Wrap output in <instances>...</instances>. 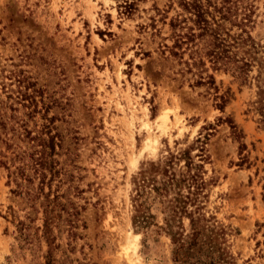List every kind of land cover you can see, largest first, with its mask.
Listing matches in <instances>:
<instances>
[{
    "label": "rangeland",
    "instance_id": "rangeland-1",
    "mask_svg": "<svg viewBox=\"0 0 264 264\" xmlns=\"http://www.w3.org/2000/svg\"><path fill=\"white\" fill-rule=\"evenodd\" d=\"M240 1L251 10V37L263 43L264 0ZM119 3L0 0V110L9 114L2 107L12 103L7 96L33 84L43 97L37 109L47 107L63 138L54 158L64 165L68 155L79 167L73 171L79 192L69 196L83 208L84 229L71 241L65 232L57 235L53 264H173L164 206L177 192L187 196L186 212L224 228L236 264H264V126L255 67L244 84L229 73L208 72L219 93L229 88L232 94L221 113L211 91L193 86L177 60L161 53V44L170 45L162 41L169 21L182 13L177 1L138 0L129 16ZM259 84L264 90V77ZM224 118L241 139L232 138ZM27 123L39 130L42 120L37 114ZM0 153L9 150L0 144ZM186 158L196 169L187 170ZM164 171L175 180L194 173L202 185L185 181L158 196L149 184L141 209L149 225L138 229L132 218L141 198L135 199L133 181L144 172L159 181ZM6 181L0 166V264H44L46 246L35 229L41 216L25 220L29 210ZM16 219L30 226L31 243L18 239ZM179 219L185 234L188 220ZM129 242L134 256L124 254Z\"/></svg>",
    "mask_w": 264,
    "mask_h": 264
},
{
    "label": "trees",
    "instance_id": "trees-1",
    "mask_svg": "<svg viewBox=\"0 0 264 264\" xmlns=\"http://www.w3.org/2000/svg\"><path fill=\"white\" fill-rule=\"evenodd\" d=\"M115 1L120 2L118 7L122 10L121 14L129 16L135 10L138 0ZM176 1L182 13L169 21L170 34L162 41L168 40L170 45L161 44V53H167L166 58L177 60V65L181 66L179 73L193 77V86L205 87L208 93L211 91L213 101L216 102L214 106L221 113L232 99V94L229 88L219 93L212 73H229L239 84H244L255 67L256 75L253 79L258 84L256 110L260 116L259 123L264 126V90L259 84L264 77V42H256L250 35V8L243 6L240 0H221L219 5L210 0ZM209 71L212 73L209 74ZM14 93L12 97L7 96L12 103L2 106L8 109L9 114L0 110V144L9 150L8 155L0 153L3 159L0 160V166L6 172V184L14 186L10 193L21 197L29 210L24 219L32 223L40 214L41 224L35 229L46 246L44 264H53L57 235L65 232L71 241L80 236L78 228L84 229V222L79 217L83 208L76 205L69 196L70 193L75 195L79 192L78 187L73 185V171L79 167L73 165L74 160L68 155L63 161L66 162L65 166L54 158L60 154L58 151L62 149L63 138L54 132L53 117L47 118V107L40 108L42 114L37 109L38 103L43 104L42 91L35 90L33 84L27 83ZM14 105L21 108L20 115ZM37 114L42 120L40 129L31 130L27 121L34 119ZM223 122L228 125L235 141L241 139L240 130L231 119L224 118ZM19 142L23 145L18 146ZM196 142H199L198 139ZM243 147L244 144H239V148ZM186 159L187 170L196 169L197 166L192 165L189 158ZM68 162L72 164L69 168ZM162 176L165 179L161 177L158 181L144 172L139 173L137 180L133 181L135 199L141 198L137 205L139 209L135 210L132 218V224L138 229L149 225L150 216L141 210L146 198L144 196L148 194L145 188L149 184L150 190L158 196L170 190L169 186L178 188L185 181L197 187L202 185L201 178L194 173L186 179L177 180L172 174L167 175L166 171ZM176 195L164 206L167 213L165 228L170 237L173 264H236L226 245L224 228L207 224L203 217L186 212L187 196L179 192ZM182 216L188 220L189 228L185 234L181 231L179 218ZM176 226L177 232L174 230ZM15 227L18 239L25 244L31 243L30 226L16 219Z\"/></svg>",
    "mask_w": 264,
    "mask_h": 264
},
{
    "label": "bare ground",
    "instance_id": "bare-ground-1",
    "mask_svg": "<svg viewBox=\"0 0 264 264\" xmlns=\"http://www.w3.org/2000/svg\"><path fill=\"white\" fill-rule=\"evenodd\" d=\"M152 137H153L152 135H150V136L147 137V142L146 143H147L148 146L152 143ZM134 238L136 240L138 237L137 236H134ZM135 248H136V245L133 244L132 242L131 243L129 242L127 244V247L125 248L124 254L125 255H128V253L131 252L132 253V256L136 255L135 254Z\"/></svg>",
    "mask_w": 264,
    "mask_h": 264
}]
</instances>
